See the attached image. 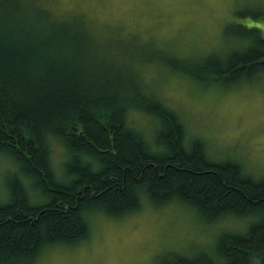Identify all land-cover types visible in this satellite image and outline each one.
Here are the masks:
<instances>
[{"label":"trees","instance_id":"trees-1","mask_svg":"<svg viewBox=\"0 0 264 264\" xmlns=\"http://www.w3.org/2000/svg\"><path fill=\"white\" fill-rule=\"evenodd\" d=\"M50 1L0 0V157L10 169L0 264H34L48 248L81 245L95 215L124 218L146 202H177L225 228L212 251H173L155 264H264V177L188 139L181 116L146 82L157 55L105 48L111 33ZM233 14L224 54L160 62L226 90L263 79L264 56L251 57L264 52V29L249 24L264 22V7Z\"/></svg>","mask_w":264,"mask_h":264},{"label":"rangeland","instance_id":"rangeland-1","mask_svg":"<svg viewBox=\"0 0 264 264\" xmlns=\"http://www.w3.org/2000/svg\"><path fill=\"white\" fill-rule=\"evenodd\" d=\"M48 6L67 14L82 13L100 31L111 33L113 37L102 42L109 50L140 52L138 47H146L157 55L153 57L159 62L144 72L146 82L181 116L188 139L203 138L212 158L239 159L255 178L264 177V78L233 90L208 87L180 72H169L158 57L224 54L231 43L227 29L238 11L233 0H51ZM252 6L264 3L256 0ZM256 23L264 25L262 20ZM55 155L59 166L62 156ZM9 170L0 157L1 200ZM91 224L88 241L48 248L34 264H155L173 251L182 255L212 251L225 230L203 222L177 202L163 206L146 202L140 212L120 219L98 214ZM226 224L235 228L239 222Z\"/></svg>","mask_w":264,"mask_h":264},{"label":"snow or ice","instance_id":"snow-or-ice-1","mask_svg":"<svg viewBox=\"0 0 264 264\" xmlns=\"http://www.w3.org/2000/svg\"><path fill=\"white\" fill-rule=\"evenodd\" d=\"M234 3L237 4L238 9L240 12L243 14L244 11L251 7L254 3H256V0H233ZM261 3H264V0H260ZM259 27V28H264V25H251L249 24V27ZM259 56H264V52L259 53L257 56H253L251 58H259ZM264 66V65H262Z\"/></svg>","mask_w":264,"mask_h":264}]
</instances>
